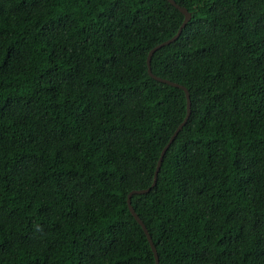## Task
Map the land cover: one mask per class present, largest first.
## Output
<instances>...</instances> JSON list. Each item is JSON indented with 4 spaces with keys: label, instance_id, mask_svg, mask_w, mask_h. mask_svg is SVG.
I'll return each instance as SVG.
<instances>
[{
    "label": "trees",
    "instance_id": "16d2710c",
    "mask_svg": "<svg viewBox=\"0 0 264 264\" xmlns=\"http://www.w3.org/2000/svg\"><path fill=\"white\" fill-rule=\"evenodd\" d=\"M150 58L189 114L130 205L158 264H264V0H173ZM167 0H0V264H154L128 211L185 114L146 71Z\"/></svg>",
    "mask_w": 264,
    "mask_h": 264
},
{
    "label": "water",
    "instance_id": "95a60500",
    "mask_svg": "<svg viewBox=\"0 0 264 264\" xmlns=\"http://www.w3.org/2000/svg\"><path fill=\"white\" fill-rule=\"evenodd\" d=\"M170 4H172L176 9H178V11L183 15L182 17V20L176 30V32L168 39L152 46L147 54H146V58H145V63H146V71L147 73L152 77L154 78L155 80L159 81V82H164V83H167L169 85H172V86H176L180 89L183 90L184 92V96H185V114H184V117L182 118V120L179 122V124L176 126V128L174 129V131L172 132V134L170 135L168 141L166 142V144L163 145V147L161 148L160 152H159V156L157 158V161H156V164H155V168H154V171H153V176H152V181L150 183V185L147 187V188H144V189H138V190H131L128 194H127V198H126V204H127V208H128V211L130 212L131 216L135 219V221L140 225L142 231L144 232L145 234V237L147 239V242L150 246V249L152 251V254H153V258H154V264H158V258H157V254H156V250L154 248V245L152 244V241L150 239V236L148 235L147 233V230L145 229L142 221L138 218V216L136 215V213L134 212L132 206L130 205V201H129V197L131 194H136V193H143V192H146L151 186L154 185L155 183V178H156V174H157V171L159 169V166H160V162H161V158H162V155L165 151V149L167 148L168 144L171 142V140L173 139V137L176 135V133L179 131V129L182 127V125L185 123L187 117H188V114H189V105H190V102H189V97H188V92L186 90V88H184L182 85L180 84H177L175 82H172L170 80H167V79H164V78H160L158 76H155L151 73L150 71V58H151V55L152 53L158 49L159 47L163 46V45H166L170 42H172L173 40H175L181 29L184 27L185 23L188 21V19L190 18V13L186 10V8L182 7V6H179L178 4H176L173 0H167ZM207 264H213V263H207Z\"/></svg>",
    "mask_w": 264,
    "mask_h": 264
}]
</instances>
